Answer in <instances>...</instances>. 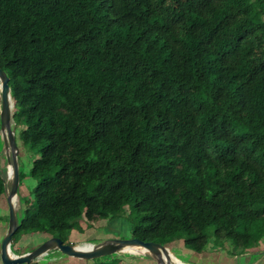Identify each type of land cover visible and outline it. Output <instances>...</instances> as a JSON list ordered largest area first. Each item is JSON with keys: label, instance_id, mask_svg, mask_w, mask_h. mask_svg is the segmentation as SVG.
<instances>
[{"label": "trees", "instance_id": "1", "mask_svg": "<svg viewBox=\"0 0 264 264\" xmlns=\"http://www.w3.org/2000/svg\"><path fill=\"white\" fill-rule=\"evenodd\" d=\"M0 67L36 156L14 241L124 218L263 255L264 0H0Z\"/></svg>", "mask_w": 264, "mask_h": 264}, {"label": "rangeland", "instance_id": "2", "mask_svg": "<svg viewBox=\"0 0 264 264\" xmlns=\"http://www.w3.org/2000/svg\"><path fill=\"white\" fill-rule=\"evenodd\" d=\"M19 132L20 130L16 131L17 142L20 148L18 163L20 172L23 176L18 192L19 198L17 200L16 208L20 216L22 214V209H24L26 204L25 201L28 200L33 203L35 200L34 190L37 186V180L31 174L33 163L36 158L35 153L23 144ZM8 166L9 163L4 138L1 132L0 117V168L8 170ZM8 182V191H10L11 179H8ZM9 215L10 210L6 193L0 197V264H3L1 260V244L8 231ZM83 225L85 227L84 233H78L79 231H77L71 238V240L77 241L76 245L79 246H88L89 244L85 241H92L95 242V244H98L106 239H113L115 237L131 238L133 226L130 221H127L124 218L115 219L113 221H97L93 223V227L91 228L86 227L87 224L85 222H83ZM48 239H50V237L46 236V234H25L18 241L13 240L11 248L14 250L13 252L15 254L22 255L32 251ZM167 247L170 249V255L177 259L180 264H264V252H261L263 255L257 260H254L252 254L235 256L233 253L234 246L230 241L226 242V247L209 248L208 251L201 254L186 248L182 240L174 241L171 244L169 243ZM251 251H264V240L259 248ZM174 255H176L177 258ZM116 258H120L123 264H125V262H129L130 264H158L156 258L149 252L145 251L139 252L138 254L134 252L116 253L114 255L92 259L90 262H87V260L85 261L76 257L68 256L59 250L50 251L33 264H100L103 260L106 261L107 264H111ZM178 258L189 263H183Z\"/></svg>", "mask_w": 264, "mask_h": 264}, {"label": "water", "instance_id": "3", "mask_svg": "<svg viewBox=\"0 0 264 264\" xmlns=\"http://www.w3.org/2000/svg\"><path fill=\"white\" fill-rule=\"evenodd\" d=\"M0 97L1 132L4 138L9 163L7 175L8 179H11L10 191L7 190L6 192L10 210L9 225L8 231L1 244V260L3 264H33L39 258L54 250H59L71 257L89 261L108 255H114L116 253H133L127 249L129 247L144 248L145 252H149L156 258L158 264H175L170 257V249L166 245L158 242H146L133 237L106 239L98 244L87 243L92 245L91 249H87L73 243H64V241L59 237H51L30 252L12 256L10 250L12 249L11 246L13 236L19 228V214L13 199L15 197L19 198L18 192L20 189L21 177L18 156L20 154V148L17 142L16 125L14 123L15 103L10 86V77L1 67ZM180 261L183 262L182 260Z\"/></svg>", "mask_w": 264, "mask_h": 264}, {"label": "bare ground", "instance_id": "4", "mask_svg": "<svg viewBox=\"0 0 264 264\" xmlns=\"http://www.w3.org/2000/svg\"><path fill=\"white\" fill-rule=\"evenodd\" d=\"M17 131V130H16ZM17 200H18V198L17 197H15L14 199H13V201H14V203L15 204H17ZM47 241V240H46ZM81 247H84V248H87V249H91L92 248V245H88V246H81ZM129 251H132V252H135V253H139V252H142V250H144V248H142V247H129V248H127ZM145 251V250H144ZM10 253L12 254V256H14V255H16L13 251H12V249L10 250ZM170 257H171V259H172V261L175 263V264H180V262L177 260V259H175L172 255H170ZM182 264V263H181Z\"/></svg>", "mask_w": 264, "mask_h": 264}, {"label": "crops", "instance_id": "5", "mask_svg": "<svg viewBox=\"0 0 264 264\" xmlns=\"http://www.w3.org/2000/svg\"><path fill=\"white\" fill-rule=\"evenodd\" d=\"M0 107H1V105H0ZM75 232H77V230H74L73 232H72V235L75 233ZM78 233H80V232H78ZM72 235H71V238H72ZM72 242L71 243H73V244H75L76 245V243H77V241H74V240H71ZM142 251H144V250H142ZM135 253V252H134ZM175 257H176V255H174ZM177 258V257H176ZM82 260H84V259H82ZM86 261V260H85ZM87 262H90V260L89 261H87ZM125 264H130L129 262H125Z\"/></svg>", "mask_w": 264, "mask_h": 264}, {"label": "flooded vegetation", "instance_id": "6", "mask_svg": "<svg viewBox=\"0 0 264 264\" xmlns=\"http://www.w3.org/2000/svg\"><path fill=\"white\" fill-rule=\"evenodd\" d=\"M116 238V237H115ZM114 239V238H113Z\"/></svg>", "mask_w": 264, "mask_h": 264}]
</instances>
